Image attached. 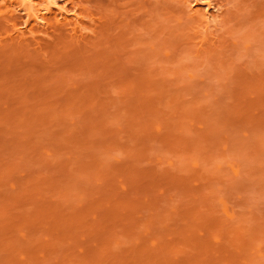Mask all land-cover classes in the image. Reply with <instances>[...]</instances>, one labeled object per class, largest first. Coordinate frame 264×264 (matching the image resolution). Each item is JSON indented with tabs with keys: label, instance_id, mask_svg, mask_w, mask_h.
<instances>
[{
	"label": "rangeland",
	"instance_id": "1",
	"mask_svg": "<svg viewBox=\"0 0 264 264\" xmlns=\"http://www.w3.org/2000/svg\"><path fill=\"white\" fill-rule=\"evenodd\" d=\"M19 1L0 264H264V0Z\"/></svg>",
	"mask_w": 264,
	"mask_h": 264
},
{
	"label": "bare ground",
	"instance_id": "2",
	"mask_svg": "<svg viewBox=\"0 0 264 264\" xmlns=\"http://www.w3.org/2000/svg\"><path fill=\"white\" fill-rule=\"evenodd\" d=\"M59 1L60 0H45L44 6H42V8L39 9L33 5L32 0H30L29 2H26V0H21V1H19V6H21V8L25 11V13L28 17V20H33L37 24H39V25L42 24V26H44L46 24V22H48V20L45 19L44 15L51 13L53 9L56 10V12L58 13V15L60 17H63L66 19V17H67L66 14L68 11L66 10L65 6H62L61 4H59ZM192 1H193V3H194V1L198 2V4H196V6L199 5V3H201V0H192ZM208 7H209V5H207L205 11H204L205 7L203 8V11L205 13L203 12L202 15L205 18V20L210 18L209 17L210 15L208 16V14H209L208 13L209 12ZM30 33H31V31H30Z\"/></svg>",
	"mask_w": 264,
	"mask_h": 264
}]
</instances>
